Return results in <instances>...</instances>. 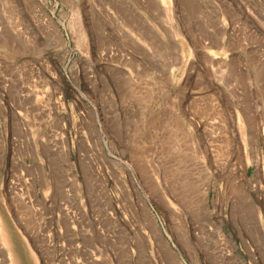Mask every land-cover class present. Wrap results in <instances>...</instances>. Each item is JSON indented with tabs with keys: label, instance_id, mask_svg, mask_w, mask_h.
Segmentation results:
<instances>
[{
	"label": "rangeland",
	"instance_id": "obj_1",
	"mask_svg": "<svg viewBox=\"0 0 264 264\" xmlns=\"http://www.w3.org/2000/svg\"><path fill=\"white\" fill-rule=\"evenodd\" d=\"M0 264H264V0H0Z\"/></svg>",
	"mask_w": 264,
	"mask_h": 264
},
{
	"label": "bare ground",
	"instance_id": "obj_2",
	"mask_svg": "<svg viewBox=\"0 0 264 264\" xmlns=\"http://www.w3.org/2000/svg\"><path fill=\"white\" fill-rule=\"evenodd\" d=\"M162 2L166 3V0H162ZM0 232H1V236H4L1 230V226H0Z\"/></svg>",
	"mask_w": 264,
	"mask_h": 264
}]
</instances>
